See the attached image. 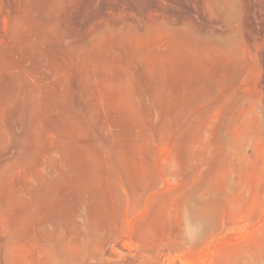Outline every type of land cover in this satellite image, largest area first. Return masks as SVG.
<instances>
[{
    "label": "rangeland",
    "instance_id": "rangeland-1",
    "mask_svg": "<svg viewBox=\"0 0 264 264\" xmlns=\"http://www.w3.org/2000/svg\"><path fill=\"white\" fill-rule=\"evenodd\" d=\"M0 264H264V0H0Z\"/></svg>",
    "mask_w": 264,
    "mask_h": 264
}]
</instances>
